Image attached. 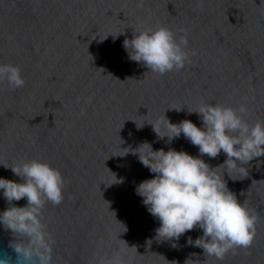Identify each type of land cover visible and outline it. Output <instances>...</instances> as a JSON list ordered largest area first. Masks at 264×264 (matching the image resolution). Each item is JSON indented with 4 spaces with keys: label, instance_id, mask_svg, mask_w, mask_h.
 Segmentation results:
<instances>
[{
    "label": "water",
    "instance_id": "1",
    "mask_svg": "<svg viewBox=\"0 0 264 264\" xmlns=\"http://www.w3.org/2000/svg\"><path fill=\"white\" fill-rule=\"evenodd\" d=\"M162 26L186 37L188 60L160 75L129 60L122 41ZM0 63L18 66L24 79L15 89L0 81V164L37 159L66 179L62 200L40 209L47 264H108L116 255L123 264H264V156L244 165L247 177L224 176L257 220L250 246L217 260L186 244L198 228L175 248L157 241L159 222L134 192L153 174L131 151L123 155L144 141L197 155L182 134L167 143L148 123L165 116L199 127L187 109L202 103L243 104L249 125L264 122V0H0ZM202 159L216 166L225 156ZM0 177L19 182L3 166ZM8 206L0 196V211ZM17 247H31L29 237L0 226L5 264H40Z\"/></svg>",
    "mask_w": 264,
    "mask_h": 264
},
{
    "label": "clouds",
    "instance_id": "2",
    "mask_svg": "<svg viewBox=\"0 0 264 264\" xmlns=\"http://www.w3.org/2000/svg\"><path fill=\"white\" fill-rule=\"evenodd\" d=\"M123 32L112 35L113 40ZM186 45L185 36H177L163 26L132 32L131 38L125 37L122 41L129 60L160 75L184 66L188 60V53L184 50ZM0 81H6L13 89L24 85L19 67L10 63H0ZM181 108L170 109L180 111ZM187 111L197 114L201 122L199 127L188 119L171 123L165 116L162 121L148 124L156 137H166L167 143L182 134L197 147V155L171 147L153 150L146 141L135 149L127 148L123 155L131 151L153 174L136 183L134 192L141 197L146 211L159 222L154 229L157 241H170L175 248L180 236L198 228L201 234L195 239L186 238V244L202 249L203 256L222 260L229 250L249 247L255 235L257 216L243 202L237 201L224 176L233 181L243 179L249 174L244 165L264 156V122L257 120L249 125L243 118L247 111L243 104L233 108L208 102ZM142 125L136 124L137 129ZM220 153L225 159L219 165L210 166L202 159L204 155L215 158ZM256 163L259 165L260 161L256 160ZM0 166L10 169L19 178L17 182L0 177V196L9 205L0 211V226L29 237L31 247H17L18 255L24 259L35 255L40 264H47L45 253L49 245L39 220L40 209L45 201L58 204L62 200L66 179L57 169L37 159L11 167ZM233 173L237 174L236 178ZM114 182H122V178L118 180L113 174ZM21 198L25 200L23 206L12 203ZM186 261L199 264L198 259L186 258L184 264ZM172 262L176 264V261ZM0 264H5V259H0ZM108 264L123 262L116 255Z\"/></svg>",
    "mask_w": 264,
    "mask_h": 264
}]
</instances>
